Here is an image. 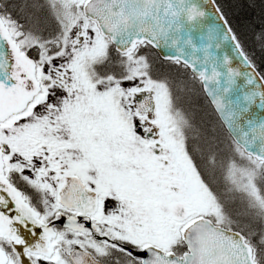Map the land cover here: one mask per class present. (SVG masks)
I'll list each match as a JSON object with an SVG mask.
<instances>
[{"label": "snow or ice", "instance_id": "obj_1", "mask_svg": "<svg viewBox=\"0 0 264 264\" xmlns=\"http://www.w3.org/2000/svg\"><path fill=\"white\" fill-rule=\"evenodd\" d=\"M257 52L264 0H0V264H264Z\"/></svg>", "mask_w": 264, "mask_h": 264}, {"label": "trees", "instance_id": "obj_2", "mask_svg": "<svg viewBox=\"0 0 264 264\" xmlns=\"http://www.w3.org/2000/svg\"><path fill=\"white\" fill-rule=\"evenodd\" d=\"M252 15H256V12H253ZM233 23L234 26L238 27V30H243V18L239 15L237 16H233ZM249 44V48L251 50V48H254L255 46L251 43V40L249 39L248 41ZM256 58H257V63H261V61H264V56H261V54L259 52H257L256 54Z\"/></svg>", "mask_w": 264, "mask_h": 264}, {"label": "water", "instance_id": "obj_3", "mask_svg": "<svg viewBox=\"0 0 264 264\" xmlns=\"http://www.w3.org/2000/svg\"><path fill=\"white\" fill-rule=\"evenodd\" d=\"M242 94H243V86L241 87V91L239 95ZM250 115L254 121L264 119V111H261L259 108H252Z\"/></svg>", "mask_w": 264, "mask_h": 264}]
</instances>
